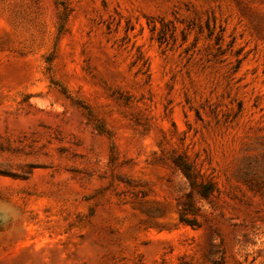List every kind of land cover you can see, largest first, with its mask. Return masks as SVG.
I'll return each mask as SVG.
<instances>
[{"label": "rangeland", "instance_id": "1", "mask_svg": "<svg viewBox=\"0 0 264 264\" xmlns=\"http://www.w3.org/2000/svg\"><path fill=\"white\" fill-rule=\"evenodd\" d=\"M0 264H264V0H0Z\"/></svg>", "mask_w": 264, "mask_h": 264}, {"label": "trees", "instance_id": "2", "mask_svg": "<svg viewBox=\"0 0 264 264\" xmlns=\"http://www.w3.org/2000/svg\"><path fill=\"white\" fill-rule=\"evenodd\" d=\"M175 163L185 175L191 187V190L185 194V199L182 203L180 221L193 226L199 225L194 216L198 207L194 201L192 190H197L200 196L207 198L214 191V186L212 183L200 184L198 182V175L194 172L192 165L182 157H178L175 160ZM190 215L193 216L190 217Z\"/></svg>", "mask_w": 264, "mask_h": 264}]
</instances>
